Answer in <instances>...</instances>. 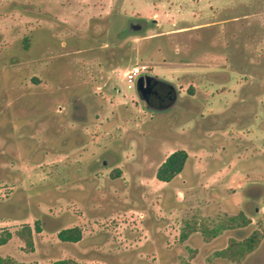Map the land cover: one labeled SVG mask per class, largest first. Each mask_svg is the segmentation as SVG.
Segmentation results:
<instances>
[{
	"label": "rangeland",
	"instance_id": "1",
	"mask_svg": "<svg viewBox=\"0 0 264 264\" xmlns=\"http://www.w3.org/2000/svg\"><path fill=\"white\" fill-rule=\"evenodd\" d=\"M135 62L172 85L168 109L126 87ZM175 148L182 169L157 179ZM36 219L32 253L13 232L5 253L264 264V0H0V233ZM74 219L84 238L59 240ZM253 230L239 260L216 253Z\"/></svg>",
	"mask_w": 264,
	"mask_h": 264
},
{
	"label": "trees",
	"instance_id": "2",
	"mask_svg": "<svg viewBox=\"0 0 264 264\" xmlns=\"http://www.w3.org/2000/svg\"><path fill=\"white\" fill-rule=\"evenodd\" d=\"M187 158V152L183 148H175L171 150L157 165L155 169V177L162 181L170 180L182 169L184 162ZM247 218L243 212H238L227 216L224 222L220 223V227H235L242 226L247 223ZM38 220H34L32 226L27 223L22 224L19 228L15 229L13 233L19 237L23 242V246L26 250H32L33 241L31 231L40 230ZM202 231L206 236H212L216 234L217 228H202ZM12 233L9 230H5L0 233V243H4ZM186 232L181 233V238L185 237ZM260 232L257 230L251 231L249 234L239 240L230 238L225 247L219 249L216 253L226 257L230 261L239 260L245 253L252 250L259 241ZM56 236L62 241H76L81 237V228L78 225H70L61 227L57 230ZM0 264H38L35 260L25 261L17 260L9 255H0ZM50 264H88L87 262H78L71 257L56 258L51 261ZM93 264H101L95 262Z\"/></svg>",
	"mask_w": 264,
	"mask_h": 264
},
{
	"label": "flooded vegetation",
	"instance_id": "3",
	"mask_svg": "<svg viewBox=\"0 0 264 264\" xmlns=\"http://www.w3.org/2000/svg\"><path fill=\"white\" fill-rule=\"evenodd\" d=\"M143 21L140 18H130L128 20V30H139L143 26ZM140 79V87H137L138 96H140L147 105H152L157 102L163 108L168 109L171 104L177 100V94L173 90L172 85L164 80L149 73L140 74L137 76ZM256 209V207H254Z\"/></svg>",
	"mask_w": 264,
	"mask_h": 264
},
{
	"label": "crops",
	"instance_id": "4",
	"mask_svg": "<svg viewBox=\"0 0 264 264\" xmlns=\"http://www.w3.org/2000/svg\"><path fill=\"white\" fill-rule=\"evenodd\" d=\"M87 213H88V211H85V210H83L82 211V214H81V216H79V218H82V219H85V220H87V219H89V220H91V216L89 215V216H87ZM79 215V214H78ZM14 219V218H13ZM28 224L30 225V223L28 222ZM72 225H78L79 227H80V225H79V222L77 221V219H74L73 221H72ZM70 226V225H69ZM62 227H64V226H62ZM59 228L58 227H56V229H54L55 231V234H56V232H57V230H58ZM7 230H9L11 233L13 232V230H11V229H7ZM40 233L41 232H43V229H42V227L40 228ZM39 231H31V235H32V241H33V248H34V245H35V234H37ZM84 229L83 228H81V237L78 239V240H76V241H72V242H75V243H77V242H80L83 238H84ZM14 238V235H13V233H12V235L4 242V243H0V255H9V256H11V257H13L12 256V254L13 253H11V254H9V253H5L4 252V250H6V245L9 243V241H11L12 239ZM21 245V244H20ZM32 251H33V249L30 251V254L32 253ZM14 258V257H13ZM16 258V257H15ZM76 258V257H75ZM32 258L31 257H28V258H25V259H21V260H25V261H30Z\"/></svg>",
	"mask_w": 264,
	"mask_h": 264
},
{
	"label": "built area",
	"instance_id": "5",
	"mask_svg": "<svg viewBox=\"0 0 264 264\" xmlns=\"http://www.w3.org/2000/svg\"><path fill=\"white\" fill-rule=\"evenodd\" d=\"M145 73H148V64L135 62L122 69L121 77L125 80L126 87H131L134 85L137 76Z\"/></svg>",
	"mask_w": 264,
	"mask_h": 264
},
{
	"label": "water",
	"instance_id": "6",
	"mask_svg": "<svg viewBox=\"0 0 264 264\" xmlns=\"http://www.w3.org/2000/svg\"><path fill=\"white\" fill-rule=\"evenodd\" d=\"M140 79H141V77L139 76L138 79H137V82H136V88L140 87V85H141Z\"/></svg>",
	"mask_w": 264,
	"mask_h": 264
}]
</instances>
